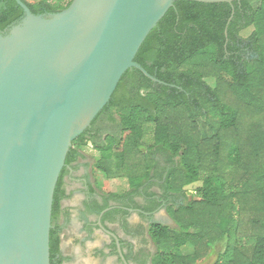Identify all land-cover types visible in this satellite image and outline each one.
I'll return each mask as SVG.
<instances>
[{
  "label": "trees",
  "instance_id": "16d2710c",
  "mask_svg": "<svg viewBox=\"0 0 264 264\" xmlns=\"http://www.w3.org/2000/svg\"><path fill=\"white\" fill-rule=\"evenodd\" d=\"M21 1L48 18L72 0ZM22 17L15 0H0L2 33ZM249 52L255 58L245 59ZM134 61L164 84L127 70L109 103L72 142L54 191L50 264L66 261L60 250L70 220L61 208L68 198L64 179L77 170L85 147L99 155L94 171L127 182L122 193L89 186L83 214L98 217L113 206L101 223L140 238L137 250L119 240L128 264H198L218 245L212 264H264V0L176 1ZM199 182L186 200L185 188ZM163 207L176 228L149 223ZM131 211L140 223H129ZM95 229L96 223L85 225L89 236ZM187 244L191 254L181 252ZM108 248L118 255L114 240Z\"/></svg>",
  "mask_w": 264,
  "mask_h": 264
},
{
  "label": "water",
  "instance_id": "95a60500",
  "mask_svg": "<svg viewBox=\"0 0 264 264\" xmlns=\"http://www.w3.org/2000/svg\"><path fill=\"white\" fill-rule=\"evenodd\" d=\"M176 1L232 3L72 0L46 18L15 0L23 17L0 31V264H50L54 191L71 144L127 70L164 84L134 59ZM110 208L96 225L128 264L119 238L101 223Z\"/></svg>",
  "mask_w": 264,
  "mask_h": 264
},
{
  "label": "crops",
  "instance_id": "0c3cea01",
  "mask_svg": "<svg viewBox=\"0 0 264 264\" xmlns=\"http://www.w3.org/2000/svg\"><path fill=\"white\" fill-rule=\"evenodd\" d=\"M98 157L99 155L95 150L85 147L81 151V157L77 162V170L64 179L68 198L62 201L61 208L70 213L69 223L61 234L60 250L66 259L64 264H121L118 255L110 254L108 246L113 240L99 230L97 225L92 235L89 236L85 231L86 224L97 223L96 216L86 217L83 214V202L86 199L85 195L89 186L109 193H122L128 189L126 180L107 179L101 173L93 170V163ZM120 180L126 182L122 189L119 188L121 185ZM183 199V197L180 198V200ZM138 202L141 201L138 200ZM140 221L139 213L131 212L129 223L136 225ZM149 223H159L170 228H176L175 223L167 213V207H163L154 213ZM149 223H146L145 226L147 227ZM104 227L114 233L120 241L130 243L134 250L140 247V238L126 236L118 224H106ZM146 238L149 239L147 235ZM183 248H185L182 251L184 254L193 252V246H190V244L185 245ZM149 249L152 254L155 253V247L151 242ZM102 254H105L106 257H103Z\"/></svg>",
  "mask_w": 264,
  "mask_h": 264
},
{
  "label": "rangeland",
  "instance_id": "374dc122",
  "mask_svg": "<svg viewBox=\"0 0 264 264\" xmlns=\"http://www.w3.org/2000/svg\"><path fill=\"white\" fill-rule=\"evenodd\" d=\"M25 1H27V2H29V3H32V2H33V0H25ZM67 1H68V0H67ZM251 32H252V29H251V28H249V29L244 30L243 32H241V37H242V39H247V38L249 37V35H250ZM244 58L250 60V59L255 58V55L249 52V53H247V54L245 55ZM206 82H207L211 87H213L214 82H213L212 79H208ZM144 141H145L146 144H150V142H151V134L147 135V136L145 137V140H144ZM120 182H121V185L119 186V188L122 189V188H123L122 186L124 185V183L126 184V182H123L122 180H120ZM200 185H201V184H200V182H199V183H197V184H194V185H191V186H188V187L185 188L186 200H190L192 197H195V189H196L197 187H199ZM120 192H121V190H120ZM182 201H183V200H181L180 202H182ZM183 202H184V201H183ZM183 202H182V203H183ZM63 223H64V222L61 221V224H63ZM190 246H191V245H190ZM222 247H223V245H218L217 248H216V252H212L211 255H210L209 257H207L205 260L201 261L200 263H213V262L215 261V259H216L217 252L221 251ZM190 249H192V248L190 247ZM183 250H185V248L181 249V252H182Z\"/></svg>",
  "mask_w": 264,
  "mask_h": 264
}]
</instances>
